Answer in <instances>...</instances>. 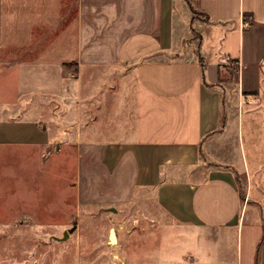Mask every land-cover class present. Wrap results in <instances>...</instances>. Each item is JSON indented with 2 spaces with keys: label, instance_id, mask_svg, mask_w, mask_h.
Instances as JSON below:
<instances>
[{
  "label": "crops",
  "instance_id": "obj_1",
  "mask_svg": "<svg viewBox=\"0 0 264 264\" xmlns=\"http://www.w3.org/2000/svg\"><path fill=\"white\" fill-rule=\"evenodd\" d=\"M68 1L0 0V61L9 20L15 47L45 49L12 60L17 95L60 93L72 62L114 75L111 121L77 140L79 202L154 188L170 264H264V0Z\"/></svg>",
  "mask_w": 264,
  "mask_h": 264
},
{
  "label": "rangeland",
  "instance_id": "obj_2",
  "mask_svg": "<svg viewBox=\"0 0 264 264\" xmlns=\"http://www.w3.org/2000/svg\"><path fill=\"white\" fill-rule=\"evenodd\" d=\"M56 7L51 5V12ZM3 24L0 264H170L165 255L179 253L180 235L178 225L157 203V190L138 188L129 202L114 206L77 198V140L80 132L88 137L92 125L102 128L111 121L117 102L103 94L113 85L111 70L91 69L95 76L86 68L79 74L75 64L68 63L60 93L17 95L12 60L38 59L45 49L32 38L15 47L20 41L11 37L9 28L26 25L9 20ZM106 81L110 85L105 86ZM238 182L242 188L245 177L239 175ZM110 230L115 232L113 242Z\"/></svg>",
  "mask_w": 264,
  "mask_h": 264
},
{
  "label": "water",
  "instance_id": "obj_3",
  "mask_svg": "<svg viewBox=\"0 0 264 264\" xmlns=\"http://www.w3.org/2000/svg\"><path fill=\"white\" fill-rule=\"evenodd\" d=\"M66 237V235H64V238ZM109 239L110 241H115V232L114 230H110V233H109Z\"/></svg>",
  "mask_w": 264,
  "mask_h": 264
}]
</instances>
